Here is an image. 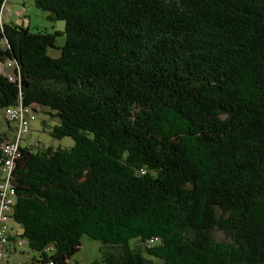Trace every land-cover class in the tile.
Listing matches in <instances>:
<instances>
[{
	"label": "trees",
	"instance_id": "16d2710c",
	"mask_svg": "<svg viewBox=\"0 0 264 264\" xmlns=\"http://www.w3.org/2000/svg\"><path fill=\"white\" fill-rule=\"evenodd\" d=\"M33 5L62 30L0 16V109L73 141L20 137L11 160L33 262L68 264L86 236L91 264H264V0Z\"/></svg>",
	"mask_w": 264,
	"mask_h": 264
},
{
	"label": "rangeland",
	"instance_id": "374dc122",
	"mask_svg": "<svg viewBox=\"0 0 264 264\" xmlns=\"http://www.w3.org/2000/svg\"><path fill=\"white\" fill-rule=\"evenodd\" d=\"M47 12L36 8L33 5V0H6L1 9L0 16L6 23L28 26L33 30L44 29L47 32L54 30H62L63 22L60 20L50 21L46 17ZM63 36H55V45L61 44ZM47 54L51 57L58 55V50L47 48ZM5 72L9 68H2ZM8 70V71H7ZM53 120L45 116L41 111H38L34 119L29 122L28 131L22 134L20 145H30L33 150L51 146L68 148L73 141L70 137L64 136L59 139H54L50 136L49 130L53 124ZM14 122H7L3 116V111L0 109V132H4L7 136H11L14 132ZM5 233L10 235L11 240H6L2 246V257H7V264H35L36 253L30 250L25 239L21 238V226L10 218L5 222ZM216 237H220L216 233ZM100 257L99 243L91 240L86 236H82L79 240L78 250L70 257L68 264H91L93 261H98Z\"/></svg>",
	"mask_w": 264,
	"mask_h": 264
},
{
	"label": "built area",
	"instance_id": "2783aa9c",
	"mask_svg": "<svg viewBox=\"0 0 264 264\" xmlns=\"http://www.w3.org/2000/svg\"><path fill=\"white\" fill-rule=\"evenodd\" d=\"M6 119L16 123V133L13 141L4 142L2 145L3 159H0V257H2L1 246L6 241V220L9 207L13 201V190L8 182L11 160L16 155V146L22 134L28 131L29 122L34 119L32 113L21 106L6 107L4 109ZM0 264H3L0 261Z\"/></svg>",
	"mask_w": 264,
	"mask_h": 264
},
{
	"label": "crops",
	"instance_id": "0c3cea01",
	"mask_svg": "<svg viewBox=\"0 0 264 264\" xmlns=\"http://www.w3.org/2000/svg\"><path fill=\"white\" fill-rule=\"evenodd\" d=\"M8 238L11 240L10 235L8 234ZM2 252V251H1ZM3 253V252H2ZM0 261L3 262V264H7V257H0Z\"/></svg>",
	"mask_w": 264,
	"mask_h": 264
}]
</instances>
